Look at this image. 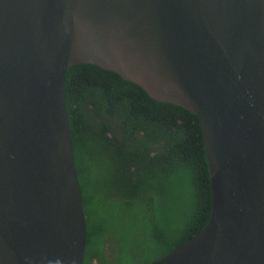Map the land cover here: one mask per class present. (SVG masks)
Wrapping results in <instances>:
<instances>
[{"label": "water", "instance_id": "95a60500", "mask_svg": "<svg viewBox=\"0 0 264 264\" xmlns=\"http://www.w3.org/2000/svg\"><path fill=\"white\" fill-rule=\"evenodd\" d=\"M81 63L200 118L210 218L149 264H264V0H0V264H84Z\"/></svg>", "mask_w": 264, "mask_h": 264}, {"label": "trees", "instance_id": "16d2710c", "mask_svg": "<svg viewBox=\"0 0 264 264\" xmlns=\"http://www.w3.org/2000/svg\"><path fill=\"white\" fill-rule=\"evenodd\" d=\"M66 104L87 224L84 264H149L208 223L200 118L94 64L67 70Z\"/></svg>", "mask_w": 264, "mask_h": 264}]
</instances>
